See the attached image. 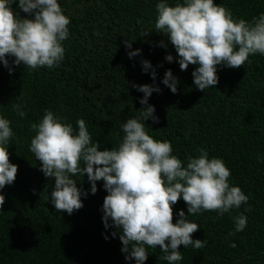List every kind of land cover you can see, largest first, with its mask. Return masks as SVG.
Returning a JSON list of instances; mask_svg holds the SVG:
<instances>
[{"label": "trees", "instance_id": "16d2710c", "mask_svg": "<svg viewBox=\"0 0 264 264\" xmlns=\"http://www.w3.org/2000/svg\"><path fill=\"white\" fill-rule=\"evenodd\" d=\"M57 2L71 21L59 66L33 70L22 63L15 65L12 56L5 57L7 67L0 61V117L11 121L13 131L9 143L0 146L7 149L9 162L18 167L14 182L0 189L5 197L0 206V264H136L135 259H125L128 254L122 252L121 230L111 219L109 227L104 226L103 202L108 195L104 181L96 182L93 195L86 174L71 177L87 193L81 195L83 207L71 215L58 212L51 203L54 178L45 177L41 162L30 151L36 135L31 125L39 124L46 110L71 124L74 135L78 134L77 121L84 120L98 150L118 148L124 136L121 125L139 118L144 107L140 103L144 94L133 84L160 89L148 98L159 120L145 121L150 137L170 142L171 154L182 166L188 157H198L203 148L209 159H221L230 170V187L238 186L249 197L247 204L223 216L217 211L189 215L181 197L172 206L173 224L184 211L187 220L199 226L193 241L207 243L201 249L181 245L183 258L174 264H264V55H250L239 68L217 65L218 83L202 92L192 76L199 65L182 71L175 47L155 29L156 5L161 0ZM163 2L174 7L184 0ZM213 3L229 9L236 21L251 22L264 13V0ZM10 7L18 18L34 19L19 8V0ZM125 41L132 43L130 49ZM137 50L139 55L130 58L129 53ZM168 55L172 62L166 60ZM143 61L152 66L147 73ZM168 70L178 80L175 94L162 83ZM17 103L24 106V118L13 109ZM81 167H85L82 161ZM241 214L247 217V226L236 232L234 218ZM145 249L148 258L144 264H169L162 259L165 253L160 246L145 245Z\"/></svg>", "mask_w": 264, "mask_h": 264}, {"label": "clouds", "instance_id": "9594fccd", "mask_svg": "<svg viewBox=\"0 0 264 264\" xmlns=\"http://www.w3.org/2000/svg\"><path fill=\"white\" fill-rule=\"evenodd\" d=\"M13 2L0 0V61L7 67L5 57L12 56L15 65L22 63L33 70L59 66L65 54L62 42L69 37L71 22L60 4L57 0H19V8L34 15V19H20L10 7ZM156 11L155 29L166 35L175 47L180 69L199 65L192 76L194 85L202 92L218 83L217 65L239 68L250 55H264V13L251 22L236 21L229 9L214 5L213 0H184L174 7L161 0ZM124 43L127 48L132 47V43ZM160 46L165 47L163 42ZM139 52H130L129 57ZM166 60L172 62L173 57L168 55ZM142 65L146 73L152 68L148 61ZM9 71L11 74L12 69ZM151 75L155 80L154 69ZM162 83L173 94L177 92L178 80L171 70L166 71ZM133 87L144 94L140 100L144 107L139 111V118L127 119L121 125L124 136L118 148L98 150L99 144L92 143L84 120L77 121L78 134L74 135L71 124L62 123V118L46 110L39 124L31 125L36 135L31 139L30 151L41 162L40 171L45 177L54 178L51 203L58 212L71 215L83 207L81 195L87 193H82L71 177L86 174L93 195L97 192L96 182L103 180L108 193L103 202L104 226L107 229L111 219L121 230L122 252L128 254L125 259L144 264L148 258L145 245H158L165 253L162 259L174 264L183 258L179 251L181 245L201 249L207 243L193 241L192 234L199 226L189 222L184 211L179 212L180 219L173 224L172 206L181 197L189 215L217 211L220 216L247 204L249 197L238 186L230 187V170L221 159H209L203 148L198 150V157H188L186 166H182L181 160L171 154L170 142L150 137L145 121L151 119L158 123L159 120L148 98L160 89L150 85L133 84ZM22 107L19 103L13 104V109L24 118L26 112ZM10 123L0 117V145L8 144L13 136ZM81 161L85 167H81ZM17 170L9 162L7 149L0 146V189L14 182ZM4 203L5 197L0 195V206ZM234 219L235 231H243L247 217L241 214ZM112 235L115 237L116 233Z\"/></svg>", "mask_w": 264, "mask_h": 264}]
</instances>
